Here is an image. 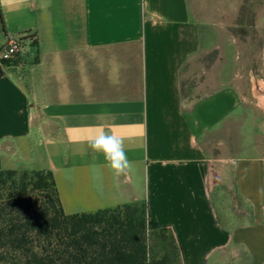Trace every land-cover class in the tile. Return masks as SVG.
<instances>
[{"label":"crops","instance_id":"crops-1","mask_svg":"<svg viewBox=\"0 0 264 264\" xmlns=\"http://www.w3.org/2000/svg\"><path fill=\"white\" fill-rule=\"evenodd\" d=\"M225 1L228 67L205 0H0V49L23 40L0 72V170H51L67 214L145 202L182 264H264V0ZM101 132L125 138L126 175L89 147ZM215 163L232 171L235 225Z\"/></svg>","mask_w":264,"mask_h":264},{"label":"trees","instance_id":"trees-1","mask_svg":"<svg viewBox=\"0 0 264 264\" xmlns=\"http://www.w3.org/2000/svg\"><path fill=\"white\" fill-rule=\"evenodd\" d=\"M0 264H182L145 202L65 213L47 169L0 170Z\"/></svg>","mask_w":264,"mask_h":264},{"label":"rangeland","instance_id":"rangeland-1","mask_svg":"<svg viewBox=\"0 0 264 264\" xmlns=\"http://www.w3.org/2000/svg\"><path fill=\"white\" fill-rule=\"evenodd\" d=\"M201 1V0H199ZM205 10L207 13L206 17H208L210 21L209 26V32H211V36L207 37L206 42L210 45L218 44L219 46H222L223 48H227L229 51V48L231 47L230 43V36L227 33H224L220 30L221 23H217L218 13L217 8L219 7L218 1L219 0H205ZM221 1V0H220ZM224 1V0H222ZM233 0H226L223 7H225L227 10L230 9L231 3ZM244 9V6H242V10ZM241 10V11H242ZM239 24V27H235V30H237L244 25L245 22L240 23V21L237 22ZM242 24V25H241ZM218 33V37L216 38L213 36L214 33ZM242 39L247 40L249 39V36L246 35L242 37ZM223 52L222 56V63H225V65L228 67L232 62H234L233 53L229 52ZM217 52L210 54L208 57L204 58L205 64H210ZM17 169L22 168V164H16ZM32 167V168H31ZM212 168L214 169L213 174L216 176V182L215 187L213 190V198L215 201L216 207L219 209V211L226 217L228 223H231V225H235L239 223L238 215L241 213V210H243V206H241L239 198L236 196L233 179H232V171L229 167L227 174H224V167L219 164L215 163L212 165ZM28 169H37L34 168V166H28Z\"/></svg>","mask_w":264,"mask_h":264},{"label":"clouds","instance_id":"clouds-1","mask_svg":"<svg viewBox=\"0 0 264 264\" xmlns=\"http://www.w3.org/2000/svg\"><path fill=\"white\" fill-rule=\"evenodd\" d=\"M89 147L96 153H102L105 161L116 175H126L131 168L125 148V138L116 133L101 132L89 140Z\"/></svg>","mask_w":264,"mask_h":264},{"label":"built area","instance_id":"built-area-1","mask_svg":"<svg viewBox=\"0 0 264 264\" xmlns=\"http://www.w3.org/2000/svg\"><path fill=\"white\" fill-rule=\"evenodd\" d=\"M23 49V40L20 36L11 37L0 49V72L6 65L13 63Z\"/></svg>","mask_w":264,"mask_h":264}]
</instances>
